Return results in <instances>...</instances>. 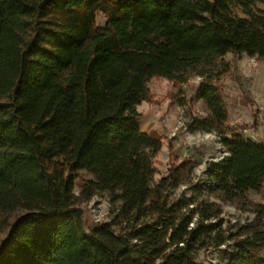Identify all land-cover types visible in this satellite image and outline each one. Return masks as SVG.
I'll return each instance as SVG.
<instances>
[{
	"label": "trees",
	"instance_id": "1",
	"mask_svg": "<svg viewBox=\"0 0 264 264\" xmlns=\"http://www.w3.org/2000/svg\"><path fill=\"white\" fill-rule=\"evenodd\" d=\"M259 2L0 0V217L24 212L0 246V264H194L215 215L197 210L191 228L189 218L171 216L167 194L186 164L154 179L161 141L138 128L136 108L151 99L153 78L200 77L208 115L187 129L216 132L229 154L210 165L209 187L226 199L258 190L264 144L221 131L215 82L228 71L218 63L227 54L264 60ZM77 172L91 179L75 193ZM96 192L119 204L118 233L86 228L81 206ZM236 237L225 264H264V231Z\"/></svg>",
	"mask_w": 264,
	"mask_h": 264
},
{
	"label": "rangeland",
	"instance_id": "2",
	"mask_svg": "<svg viewBox=\"0 0 264 264\" xmlns=\"http://www.w3.org/2000/svg\"><path fill=\"white\" fill-rule=\"evenodd\" d=\"M253 9L264 10V3H256ZM233 13L243 17L238 8H234ZM95 21L96 25L103 26L105 18L98 13ZM33 36L29 33L30 39ZM42 36L40 42L50 46L52 41ZM218 63L228 68L215 82L226 112L221 131L227 137L236 135L255 144H264V60L227 54ZM200 82L201 78L195 75H189L184 83L153 78L148 83L151 99L136 108L140 115L136 124L142 132L161 141V149L153 159V167L157 170L155 180L165 177L169 168L182 162L186 164L179 183L167 194L171 216L189 218L191 228L196 223L197 210L215 215L207 222L214 225V229L195 254L194 264H225L231 254L232 239H237L244 228L264 231V181L258 190H248L232 199L222 197L218 190L209 187L210 165L229 154L216 132L192 133L187 129L191 120H203L208 115L198 94ZM5 103L7 101H2L1 105ZM74 176L77 193L82 182L91 176L85 172H77ZM109 199L106 194L96 192L82 204L86 228L106 224L114 233L119 232L123 226L119 204L112 205ZM23 214L17 210L0 217V246ZM219 240H224V244L215 248ZM131 243L135 244V240Z\"/></svg>",
	"mask_w": 264,
	"mask_h": 264
}]
</instances>
